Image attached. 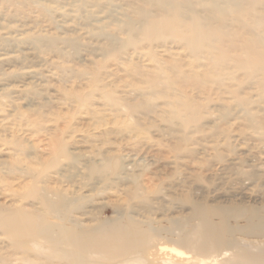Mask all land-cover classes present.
I'll return each mask as SVG.
<instances>
[{"label":"rangeland","instance_id":"obj_1","mask_svg":"<svg viewBox=\"0 0 264 264\" xmlns=\"http://www.w3.org/2000/svg\"><path fill=\"white\" fill-rule=\"evenodd\" d=\"M127 257L264 259V0H0V264Z\"/></svg>","mask_w":264,"mask_h":264},{"label":"bare ground","instance_id":"obj_2","mask_svg":"<svg viewBox=\"0 0 264 264\" xmlns=\"http://www.w3.org/2000/svg\"><path fill=\"white\" fill-rule=\"evenodd\" d=\"M7 220L8 219V217H5V218H2L1 219V221H4V220ZM11 221V219H8V221H5V222H10ZM199 236H201V234L199 235ZM192 237V236H191ZM121 238V236H120V231H118V230H116L115 232H113V233H104V234H102L101 236H99L98 238H94L93 237V239H95V240H93V241H95L94 243H95V245H93V244H90V247L93 245V246H95L96 248H99V250H101V252H103V256H104V259H106V262L108 261V260H112L113 259V256H115V254L114 255H112V253H110V252H107V249H108V247L106 248V244H108V243H110V242H112V243H114L116 240H118V239H120ZM187 239V238H186ZM186 239H185V241H186ZM115 240V241H114ZM188 240V239H187ZM189 241V240H188ZM190 241H193L192 240V238L190 239ZM189 241V242H190ZM194 242V241H193ZM89 243V242H88ZM185 243H187V242H185ZM205 243V242H204ZM115 244V243H114ZM192 244V243H191ZM190 244V246H192ZM186 245H188V244H186ZM203 245V244H202ZM205 245V244H204ZM197 246V245H196ZM209 246V245H208ZM212 246V245H211ZM111 247V246H110ZM194 247V245L191 247V248H193ZM202 247V246H201ZM161 249L163 248V247H160ZM203 248L204 249H206L204 246H203ZM202 248V249H203ZM197 249V251L198 250H200L201 251V248L200 249H198V248H196ZM203 249V250H204ZM171 250H173V251H175L176 253H178V254H183L184 252L182 251V250H179V249H177V248H175V247H171ZM194 251H195V247H194ZM196 252V251H195ZM208 252V251H207ZM204 254V253H203ZM202 254V255H203ZM205 254H206V252H205ZM259 254V253H258ZM183 255H185V254H183ZM218 255V254H217ZM260 255H263V254H260ZM254 256V255H253ZM186 258H187V255L185 256ZM204 257H205V255H204ZM215 257V256H214ZM213 257V258H214ZM206 258V257H205ZM212 258V259H213ZM116 259V258H115ZM196 259H199L198 257L196 258ZM202 259V258H201ZM198 260V261H200L198 264H200V263H203L202 262V260ZM204 259V258H203ZM215 259V258H214ZM189 260V259H188ZM120 260H118L117 259V261H116V263L117 264H142L140 261V259H138V258H129V257H127V258H124V259H122V261L121 262H119ZM163 261H165V259L163 260ZM215 261H216V259H215ZM244 261V263L243 264H250L248 261H247V259H245V260H243ZM119 262V263H118ZM204 262H205V259H204ZM165 263H169L168 261L167 262H165ZM228 263V262H227ZM171 264H176V263H171ZM254 264H264V259H259L258 261H256Z\"/></svg>","mask_w":264,"mask_h":264}]
</instances>
